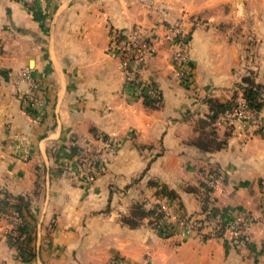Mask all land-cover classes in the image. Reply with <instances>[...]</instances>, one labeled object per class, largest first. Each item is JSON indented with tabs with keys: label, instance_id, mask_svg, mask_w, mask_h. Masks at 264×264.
<instances>
[{
	"label": "crops",
	"instance_id": "obj_1",
	"mask_svg": "<svg viewBox=\"0 0 264 264\" xmlns=\"http://www.w3.org/2000/svg\"><path fill=\"white\" fill-rule=\"evenodd\" d=\"M170 24L186 33L189 75L160 44L145 76L161 100L148 106L107 52L110 31ZM246 78L261 87L264 118V0H0V199H28L32 235L28 257L6 237L20 221L1 213L0 264H264V131L229 127L212 106L233 102ZM100 135L118 141L106 172L71 177L73 150ZM211 173L217 215L253 217L241 243L165 236L152 215L122 221L137 204L156 207L163 188L197 215Z\"/></svg>",
	"mask_w": 264,
	"mask_h": 264
},
{
	"label": "built area",
	"instance_id": "obj_2",
	"mask_svg": "<svg viewBox=\"0 0 264 264\" xmlns=\"http://www.w3.org/2000/svg\"><path fill=\"white\" fill-rule=\"evenodd\" d=\"M25 5H32L35 0H18ZM167 43L172 49V61L178 75L188 76V41L181 24L166 26L161 35L146 34L142 27L133 26L127 30L112 29L110 31L107 52L118 58V70L130 93L141 98L145 95H157L155 85L146 78L145 71L150 57L157 54L158 47ZM23 79L30 81L27 70L21 71ZM30 97V96H29ZM30 104L37 108L39 100L30 97ZM220 120L223 124L238 128H255L264 131V118L260 111L250 105L241 95L231 108L225 109ZM114 137L100 135L94 143L79 148L70 162L71 177L85 183L95 181L107 170L108 156L117 147ZM15 153L22 159L29 158V150L23 140L15 143ZM219 182V176L211 173L207 176L204 188L213 190ZM157 211L161 215L160 231L165 236L187 237L197 235L202 240H218L227 238L233 244L244 240V235L253 217L245 213H234L228 219L219 217L211 201L197 215L186 214L181 205L175 200L162 197L157 203ZM18 220V213H12ZM261 220L264 222V199L262 200ZM118 264H124L118 260Z\"/></svg>",
	"mask_w": 264,
	"mask_h": 264
},
{
	"label": "trees",
	"instance_id": "obj_3",
	"mask_svg": "<svg viewBox=\"0 0 264 264\" xmlns=\"http://www.w3.org/2000/svg\"><path fill=\"white\" fill-rule=\"evenodd\" d=\"M247 83V86L243 87L242 96L248 101L250 105L255 107L260 111L262 101L260 99V85H255L251 79H245L244 80ZM157 95L150 96L145 95L143 97V101L146 105L151 106L155 103L159 102L161 100V96L159 92L157 91ZM234 104V101L231 103H215L213 104V116L217 117L220 113H222L225 109L231 108ZM74 149V148H73ZM78 149L73 150L74 154L76 153ZM73 154V155H74ZM204 196H203V207L202 210H204L207 207V201L209 193L212 191L209 188H204ZM160 192L164 195V197L175 199L174 193L167 190V189H161ZM176 200V199H175ZM4 210L10 212V210H15L18 213V217L20 218V222L16 226L15 230L17 231V235L13 234H7V239L15 244H19L20 248H22L21 253H26V256L31 257L32 253L30 251L29 242L32 240V235L30 232V229L27 227V219L30 218L29 215V201L26 197L22 195L18 196H11L9 194H5V198L0 199V214L4 212ZM153 217V224L156 229L160 230V219L161 215L157 211V207L151 208L149 210L144 209V205L137 204L132 212H131V218L129 217H123L122 221L124 223H127L130 226H135L138 224L139 219H141L144 216H151ZM25 244L27 247H25ZM25 258V257H24Z\"/></svg>",
	"mask_w": 264,
	"mask_h": 264
},
{
	"label": "rangeland",
	"instance_id": "obj_4",
	"mask_svg": "<svg viewBox=\"0 0 264 264\" xmlns=\"http://www.w3.org/2000/svg\"><path fill=\"white\" fill-rule=\"evenodd\" d=\"M147 79H148V78H147ZM148 80H149V79H148ZM150 81H151V80H150ZM241 129H243V128H241ZM114 139H115V138H114ZM115 141H117V139H115ZM116 143H118V141H117ZM115 150H116V148L113 149V152H112L108 157H110L111 155H113ZM14 211H15V210H10V212H8V211L4 210V212L2 213V215L7 216V219H8V221H9V225L15 227V224H16L18 221H20V218H18V220H17V219L14 217V215L12 214Z\"/></svg>",
	"mask_w": 264,
	"mask_h": 264
}]
</instances>
